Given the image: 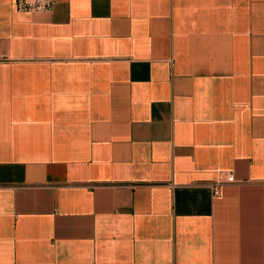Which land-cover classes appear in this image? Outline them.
Returning a JSON list of instances; mask_svg holds the SVG:
<instances>
[{
  "label": "crops",
  "instance_id": "obj_1",
  "mask_svg": "<svg viewBox=\"0 0 264 264\" xmlns=\"http://www.w3.org/2000/svg\"><path fill=\"white\" fill-rule=\"evenodd\" d=\"M55 1L0 0V264H264V0Z\"/></svg>",
  "mask_w": 264,
  "mask_h": 264
},
{
  "label": "built area",
  "instance_id": "obj_2",
  "mask_svg": "<svg viewBox=\"0 0 264 264\" xmlns=\"http://www.w3.org/2000/svg\"><path fill=\"white\" fill-rule=\"evenodd\" d=\"M55 0H15V6L20 12L34 13L51 11L55 6ZM236 177L233 173H220V175L212 180L209 185L215 196L220 195L222 187L225 183L235 182Z\"/></svg>",
  "mask_w": 264,
  "mask_h": 264
}]
</instances>
